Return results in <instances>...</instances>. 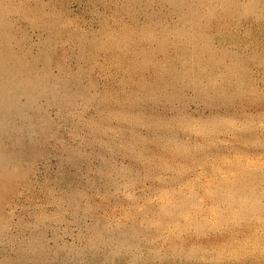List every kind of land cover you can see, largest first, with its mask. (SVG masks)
<instances>
[{
	"label": "rangeland",
	"instance_id": "rangeland-1",
	"mask_svg": "<svg viewBox=\"0 0 264 264\" xmlns=\"http://www.w3.org/2000/svg\"><path fill=\"white\" fill-rule=\"evenodd\" d=\"M0 264H264V0H0Z\"/></svg>",
	"mask_w": 264,
	"mask_h": 264
}]
</instances>
